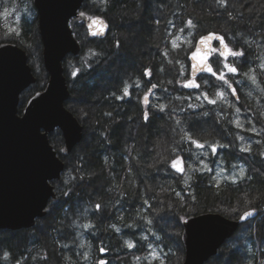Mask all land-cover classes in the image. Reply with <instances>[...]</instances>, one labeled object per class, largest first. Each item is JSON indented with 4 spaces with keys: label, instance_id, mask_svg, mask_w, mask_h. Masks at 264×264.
Segmentation results:
<instances>
[{
    "label": "trees",
    "instance_id": "obj_1",
    "mask_svg": "<svg viewBox=\"0 0 264 264\" xmlns=\"http://www.w3.org/2000/svg\"><path fill=\"white\" fill-rule=\"evenodd\" d=\"M85 1L88 2V0ZM106 1H110L111 4L107 6L112 12L120 8L122 4L120 0ZM126 1L133 3L132 0ZM28 2L31 5V11L24 10L20 19L16 21L15 14L24 8L25 3L22 4L19 0H0V10L5 4L6 7L14 8L11 16L0 17V27L7 32L6 36L1 38L2 41L15 42L24 47L31 55V45L36 42L40 45L41 42L35 23L36 12L31 0L26 3ZM180 3V0H177V5H175L179 11L182 8L184 10L190 8L188 5L180 6ZM225 5V3L221 4L217 1L215 11L199 10L198 16H192L191 21L195 22V26L201 24L200 35L207 31H218L215 25L222 31L221 26L227 24L228 29L219 32L224 35L227 44L233 51L244 53L243 56L231 55L240 75L238 81L232 85L236 91L237 99L230 93L232 97L229 101L225 98L222 101V106L216 100L217 103L211 106L203 105L201 109L194 110V107H188L190 104L196 105L197 100L194 98V94L181 89L178 75L171 77V74L167 73L161 78L159 77L160 79L156 80L158 82H152V85H156L155 88L150 85L152 92L154 89V94H156L154 97L152 96L147 105H143L141 99V94L147 90L141 89L142 77H138L135 73L116 87L102 85L103 89L94 98L96 122L93 128L94 136L86 145L84 152L86 161L85 158H82L84 164H89V168L83 165L84 171L81 172L77 165L72 168L73 172L65 164L60 178L53 181L56 199L51 200L47 205V215L51 216L47 225L51 237L47 243L50 242L51 246L54 245L55 256L62 264H99L100 260H106L109 264H161V261L164 264V260H166V264H172L171 257L176 255L172 250L175 249V246L172 249L165 247L167 255L153 260L151 249L147 243L148 241L157 243L156 239L146 238L143 241L144 245H138V249L134 247L132 250L127 249L125 243L126 233L124 234V232L127 231L126 229L130 231L129 225L133 220L134 227L139 229L138 231L142 234L143 228L146 226L148 210L154 205L155 196L158 193H164L175 205L178 209L179 221H183L191 214L212 210L220 211L223 207H229L227 213L232 217H235L234 210L238 207L242 210L256 208L258 215L250 221V228L246 229L245 235L239 241L228 240L214 256V260H216L215 264H264V169L255 164L250 153L239 150L237 147L238 133L248 136L252 129L258 127L257 125L264 129V67H262L264 66V4H259L256 7L253 21H249L248 16L241 12H227ZM83 9L86 10V6H83ZM90 10L91 12L87 11L92 15H102L100 0H95ZM175 17H180V14H176ZM184 20L187 21V16L185 19L183 18V22ZM73 30L81 49L77 56L72 57L80 55L86 58V62L76 64L79 70L76 75L78 81L76 84L92 90L96 88L93 74L98 68L99 58H102L98 52L102 40L89 37L83 24L75 25ZM109 50L111 53L117 49L112 45ZM167 57L159 58L161 61L166 60L171 65L169 63L171 59ZM156 59L152 52L150 60ZM211 61L217 72L219 65L216 57L213 56ZM186 63H188L187 60ZM92 65L93 68H91ZM68 70L66 69L67 72ZM143 78L147 79L148 76L143 73ZM253 78H255V82H253ZM41 80L38 79L29 87L32 93L43 88ZM137 80L140 81L139 87L135 86ZM199 81L203 91L210 98H216V93L221 88L219 83L222 80L212 75H202L199 77ZM125 83L130 87V95L116 99V96L122 95ZM223 85L225 86V83ZM149 89L150 87H148ZM161 104L165 105L163 111L155 107V105ZM145 110L148 111L150 118L143 121L141 115ZM203 112L215 114L217 117V123L224 129L223 138L227 141H225L227 145H223L226 150L229 149L230 155H227L224 148L220 147L214 154L210 149H206L208 150L206 156L200 151L201 153H197L201 157L199 159L194 157L193 144L189 141L188 147L185 144L187 140L185 132L182 134L177 126L179 120L190 122L197 119ZM106 113L112 115L108 116ZM256 118L258 120H253ZM235 119L239 120L242 127L236 126ZM125 125L129 126V135L125 145L120 148L114 136L116 130L125 127ZM172 133L173 136H169ZM167 135L170 138L167 145L168 153L164 157V163L167 162V165H161L160 168L153 167L149 162H154L155 148L154 146L148 148L147 144L153 145V141ZM257 137V134L254 137L250 134L247 138L254 142L253 146L258 151L256 145H259V142L257 143L255 139ZM216 140L220 141L218 139L214 141ZM181 148L187 149L185 153L186 155L189 153V155L185 157L187 167L185 166L184 174L178 176L171 168V161L176 158L175 153ZM255 153L256 157L262 155V153ZM88 156L89 162H87ZM233 159H237L245 165V178L238 177L233 183L224 177L220 178V183L217 184L212 170L215 163L226 166L230 165ZM131 160L137 164L134 172L131 169ZM79 161L81 160L79 159ZM201 161L209 166L205 172L197 170L203 168ZM91 171L98 172L99 175L102 174L105 182L99 188L100 191H97L98 197L89 199L87 195L89 190L86 189L94 186V180L90 176ZM185 174L191 178L187 184L184 183ZM136 176L149 183L150 198L145 194L144 187L136 181ZM136 183L139 184L137 192H140L142 198H138L137 203L129 209L136 213L129 218L131 212L127 211L128 208L124 201L132 200V190L136 187ZM66 193L67 195H65ZM177 193L180 195L177 196ZM60 201H63L62 204L53 211V205ZM97 204H103L101 208L106 206L105 208L108 209L102 220L100 219L101 208L97 210ZM110 211H115L113 217L110 216ZM236 213L238 214V211ZM40 219H37L36 223ZM84 224H91L92 227L84 228L82 227ZM113 225L115 228L112 227ZM33 227L0 231V264H48L43 259L46 251L41 242L35 240ZM101 248L106 251L101 252ZM5 253H7L6 257ZM175 262L181 264V261L179 262L176 258Z\"/></svg>",
    "mask_w": 264,
    "mask_h": 264
},
{
    "label": "rangeland",
    "instance_id": "obj_2",
    "mask_svg": "<svg viewBox=\"0 0 264 264\" xmlns=\"http://www.w3.org/2000/svg\"><path fill=\"white\" fill-rule=\"evenodd\" d=\"M19 1L22 4L25 3V6L21 11H19V13L15 14L14 18L16 21L20 19L21 13L24 10L31 11V5L29 4V2L26 3L29 0H19ZM94 1L95 0H88L87 2L84 0L83 6H86V10L84 9L86 13H88V11L91 12L90 9H92ZM120 1H122L120 8H118L115 12H112L111 10H109L107 6L111 4L109 3L110 1L107 2L106 0H100V3L102 4V15L100 16H102L109 22L110 32L104 39H102V42L100 44L101 46L98 48L99 56L100 57L102 56V58H99L100 59L98 60L99 65L97 64L98 68L93 74L94 81L96 82L95 84L96 88L89 90L86 89L84 86H79L76 84V82H78L76 75L78 74L79 71L76 64L86 62V58L80 55L78 57H72V55H67L63 60L64 75L66 77L69 91H71L70 96L65 101V106L77 117L79 122L82 124L84 134L82 141L78 145H76L73 148L72 152L68 155H63L62 153V148L64 143H63L62 134L60 133L59 130L55 129L53 132H51L49 134V139L51 137L52 139V141H50L51 144L53 145L57 154L65 162L66 166L70 167L71 171H73L72 168L77 165L79 166L78 170L81 172L84 171L83 165L89 168V164L87 163L89 162V156L87 158V162H86L87 164H84L85 162L83 161L82 158H85L84 152L86 150L87 143H89L94 136L93 128L96 123L94 116V103H95L94 98L96 97L98 92L103 89L102 85L105 86L111 85V87L112 86L116 87V85L120 84L124 80H127L130 75L135 73L138 75V77H142L141 89L147 90V92H143L141 94V99L143 100L145 93H148V87H150V85L153 84L152 82L154 83L158 82L156 80L166 75L165 73L171 74V77L178 75L179 81L181 82L192 79L189 74L188 54L194 48L195 42L198 36H200V33L202 31V27L201 24L195 26L194 25L195 22L192 23L194 27L189 26L187 24V21L192 20V16L195 15L198 16L197 12L199 10H208L210 12L215 11L214 8L216 7V3L219 0H180L181 2L180 6L181 5L190 6L189 9L187 8L184 10L182 8V10L180 11L175 6L177 5L176 4L177 0H132L133 3H129L126 0H120ZM225 4H226L225 7L227 12H234V13L241 12L243 14H246V16H248L249 21L251 20L253 21L255 18L254 12L256 7L259 4L263 5L264 0H225ZM13 9L14 8L6 7L5 4V6L1 7L0 17L3 16V18H7L11 16V14H13ZM176 14H180V17L176 18L175 17ZM88 15L93 16L90 13H88ZM185 16H187V21L184 20L183 22V18L185 19ZM215 21L217 22L216 19ZM35 23L37 28V14H36ZM75 25H77L76 22H71L72 29ZM221 27H222V31L224 29L226 30L228 29L227 24L222 25ZM215 28L218 29V31H221V28L217 27L216 25ZM37 32H38V28H37ZM6 34L7 32L3 31L0 27V42L2 41L1 38L5 37ZM177 37H179V39L176 40L177 44H179V47L173 48L172 41ZM112 45L115 46L117 50H113L110 53L111 50H109V47H111ZM19 46L22 47L21 45ZM22 48L25 49L24 47ZM25 51L28 55V60H27L28 64L31 66L32 71L37 77V80L42 79L41 81L43 82V87H44L47 81V77H46L47 72L42 62V44L40 43L39 45L36 42L34 43V45H31V55L30 53L27 52L26 49ZM152 52H154L155 59L157 58L154 61L150 60V54ZM165 52H167V56H168L167 58H170L172 61V63H170L171 65H169L166 60L161 61L159 58V57H164ZM185 56L188 63H186ZM213 56L216 57V60L219 65V69L217 70V73L218 74L222 73L225 77V79L222 80L221 83H219L221 88L220 90H218L224 93L223 99H217V97L214 98L218 100V103L222 106V101L225 98H227V100L229 101L230 98L232 97L230 93H232L234 97V94L230 89V86H232L234 82L238 81L240 75L238 71L236 73H231L225 68V63H227L228 65H234L236 67L234 63V59L232 57L225 58L221 56L217 45H216V51H214L212 54V57ZM177 60L180 61V64H177L175 62ZM181 65H183V72H181ZM65 68L69 69L68 72L66 71ZM91 68H93V65L91 66ZM145 68H150L152 71V74L148 76L149 79L143 78V73ZM176 71H178V73H176ZM74 72L76 73V75H73ZM199 77L195 78L197 84H199V87H191V86L186 87L183 85V83L180 82L181 89L185 90L188 93L194 94V98L197 100L196 105L194 106V110L201 109L203 105L205 106L212 105L211 103H208L206 100L203 99L202 94L206 92L203 91L204 89L201 85V82L199 81ZM225 80L227 81V83H225ZM224 83L225 86L223 85ZM30 91L31 89L28 87L20 94L18 113L21 112V109L26 103L27 99L33 94L32 91L31 92ZM150 94L151 95L149 101H151L152 96L154 97L156 94V93L154 94V89L153 92ZM197 97L200 98L197 99ZM234 98L237 99V97ZM143 105L145 104L143 103ZM221 115L225 116L224 114ZM143 117L144 114L142 113L141 118L144 121L145 119ZM251 117L253 118L254 116L252 115ZM236 120L237 119H235V121ZM253 120H258V119L256 118ZM217 122L218 120L215 114L203 112L200 114V116L197 117V119H193V121L188 122L185 120L182 122L179 120L177 126H179L180 132L182 134L184 132L186 133L187 131V133L190 134L193 139L199 140L201 143L207 141L209 144L218 142L220 145L223 144L227 145L225 143L226 139L223 138L224 129L220 127V125ZM257 126L259 127L260 125ZM258 127H256L254 131L252 129L250 133L252 137H254L256 134L258 135V137L255 138L257 140V143L259 142V145H256L258 151L253 146L254 142H251L250 139L247 138L250 134L247 136L238 133L237 147L239 148V150H242L243 148H249L250 151H246V152L252 155L254 162L257 166L264 169V155H261L260 157H256V153H255V152L264 153V146H263L264 129H261L262 128L261 126L260 129ZM128 135H129L128 125H125V127L123 126L122 128L116 130L114 139L115 141L117 140L118 145H120V148L125 145ZM170 135L173 136V133L169 134V136ZM169 136L168 135L165 137L162 136V138L153 141L152 142L153 145H151V143L147 144L148 148L154 146L156 150V151L154 150V152H156V154L154 155V162L153 163L149 162L151 166L160 168L161 165L164 164L167 165V162L164 163V157H166L168 153L167 145L170 140ZM238 137H242L243 139H239ZM215 139H218L220 141L217 140L214 141ZM185 144L187 145V147L190 145L188 143V140H186ZM193 147L195 148V150L193 151L195 153L194 157L201 159L200 155H197V153H201L200 151H202L203 154L208 153V150H206L209 149L208 147H204L203 149L197 148L195 145H193ZM219 148L217 150H219ZM222 148H224L225 150L224 152L227 155L231 154L229 149L226 150L225 147H221V149ZM185 150L187 149H183V148L178 149L175 153V156L177 157L181 155V157L184 160V163H186L185 166L187 167V161L185 157H188L189 153L186 155ZM206 155L207 154H205V156ZM79 159L81 161H79ZM84 160L86 161V158ZM130 165L133 172L136 171L135 165L137 164L135 163V161L133 163L131 160ZM241 168L245 170V165L242 164V162H240L237 159L231 160L230 165H226V166L225 165L221 166L215 163L214 169L212 168L213 177L216 178V181L217 179L224 177L227 178L229 176H235L236 178H238L239 171ZM207 169H209V166ZM101 175H99L98 172L91 171L90 176L94 180L93 182L94 186L92 187L90 186L86 189L89 190L87 194L89 196V199L98 197L97 191H100L99 188L105 182ZM177 175L181 176L179 174ZM136 181L139 182L144 187L145 194L148 196V198H150L151 192L148 187L149 183L147 181H144L143 178L141 177L139 178V176H136ZM135 186L136 187H134V190H132V196H131L132 200L127 199L126 201H124L125 206L128 208L127 211L131 212L129 218H131L134 214H136L134 211H131L129 209L132 206H134L140 198H142L140 192H137L139 190V184L136 183ZM62 202L63 201L56 202L53 205L52 210L54 209L53 211H55L57 208H59ZM101 206L103 207V204H101ZM105 207L101 208V218H100L101 220L108 212V209H106ZM223 208L220 211L219 210H212V211L220 212L230 218H238L240 214L244 210H246V209L242 210V208L238 207L237 208L238 210L237 209L234 210L235 217H232V216H228L229 213H227L229 207H225L224 209ZM148 211L149 213L147 212L148 215L145 222L146 226L143 228L142 234L140 233V231H138L139 229L134 227L135 226L134 220L129 225V229L131 228L130 231L126 229L127 231L124 232V234L126 233L125 240L127 242H131L134 245L132 248H129L126 244V248L132 250L134 247H136V249H138L137 246L144 245L143 241L146 238H154L156 239L157 243H151L150 241H148L147 243L148 244L147 246L150 247L151 249L153 260L163 257V255H167L165 247L167 249L168 248L172 249V247L175 246V249L172 250L173 252L176 253V255L174 256L171 255L172 256L171 260L173 263L176 264L175 262V258H176V260H179V262L181 261L182 263L183 255H184L183 246L181 243L182 221H179L178 219V209L170 201V199L164 195V193H158L155 196L154 205ZM236 211H238L239 215L236 213ZM114 212L115 211L113 212L110 211L111 217L114 216ZM256 212H257L256 214L257 216L258 211ZM256 216L252 219H248L247 221L241 223L237 231L228 240H231L232 242L239 241L241 237L245 235L246 229L250 228V221L254 220ZM50 218H51L50 214L48 215L46 214V216H44L41 219L39 218L40 220L33 227V234L36 236L35 240L37 242H41L44 250L46 251V255L43 256V259L46 262H48V264H62L59 261V259L55 256L54 245L51 246L50 242L47 243V241H49V238L51 237L47 230V225L48 222L50 221ZM226 242L223 245H225ZM0 252H1V242H0ZM153 253L155 255H153ZM214 258H215L214 256L211 257L208 260V262H206L205 264H215L216 260H214ZM164 261H165L164 264H166V260Z\"/></svg>",
    "mask_w": 264,
    "mask_h": 264
},
{
    "label": "water",
    "instance_id": "obj_3",
    "mask_svg": "<svg viewBox=\"0 0 264 264\" xmlns=\"http://www.w3.org/2000/svg\"><path fill=\"white\" fill-rule=\"evenodd\" d=\"M83 1L32 0L47 81L41 90L27 99L20 113V94L36 83L37 77L27 62L25 49L15 42H0V231L33 227L37 219L46 216L48 203L56 199L53 181L60 178L65 162L51 144L49 134L55 129L60 130L63 155L70 154L83 139L82 124L65 106L70 91L63 60L67 55L77 56L81 49L70 21L74 18L77 23L83 22L91 38H104L109 30L105 18L89 16L81 10ZM94 17L100 18L106 25L102 35L94 34L98 31L97 24L93 23ZM209 33H218L225 40L219 31H207L198 36L188 54L192 79L212 75L205 70V66L210 65L214 69L211 58L216 45L219 53L225 51L214 37L210 41H202L201 38ZM231 90L233 92L234 87ZM234 97H237L236 91ZM181 159L183 172L171 168L182 176L185 164ZM246 211H253V215L241 220ZM256 214V209L249 208L238 218L213 211L189 215L182 221L184 255L181 264H205L218 253L241 223Z\"/></svg>",
    "mask_w": 264,
    "mask_h": 264
},
{
    "label": "snow or ice",
    "instance_id": "obj_4",
    "mask_svg": "<svg viewBox=\"0 0 264 264\" xmlns=\"http://www.w3.org/2000/svg\"><path fill=\"white\" fill-rule=\"evenodd\" d=\"M219 2L221 4H224L225 3V0H219ZM81 15H83V13ZM92 19H93V23L97 24V26H98V31L96 33H94V34H101L102 35L103 32H104V29H105L106 25H104V22L100 18H95L94 17ZM187 24L189 26H193L194 27V25L192 24V21L191 20L187 21ZM181 31H183V30H181ZM213 37L216 38V39H218L219 42H220V44H221V46L225 49L224 52H220V55L221 56H226V55L243 56L244 55V53L242 51H233L231 48H229V46L225 42L223 36H221L218 33H209V35L207 37H202L201 39H202V41L203 40H209L210 41ZM177 39H179V37H177L176 39H174L172 41L173 48H178L179 47V44H177V42H176ZM212 51H216V49H212ZM164 55L167 56V52H165ZM195 55L196 54L193 53V56L194 57H195ZM175 62L177 64H180V61L179 60H177ZM169 63H172V61L169 60ZM193 67L195 68V65ZM262 67H264V66H262ZM225 68L229 72H231V73H236L238 71L237 67H235L234 65H228L227 63H225ZM205 70L207 72H209L210 74H212L213 76H217L221 80H224L225 79V77H224V75L222 73H220V74L216 73L215 70L210 65H206L205 66ZM181 72H183V65H181ZM151 74H152L151 69L150 68H145L144 75L145 76H150ZM73 75H76V73L74 72ZM178 82H181V81H178ZM253 82H255V78H253ZM169 83H171V81H169ZM181 83H183V85L186 86V87H189V86H191V87H199V84H197V82H196L195 79H189V80H186V81H182ZM225 83H227L226 80H225ZM135 86L136 87H139L140 86V81L139 80L136 81ZM155 87H156V85H152V88H155ZM151 91H152V89L150 88L148 90V93H145V96H144V98L142 100V103H144L146 105L148 104V95H149V93ZM233 94H235V90H233ZM113 95L115 96V94H113ZM128 95H130V87H129V85L127 83H125V85H124V87L122 89V95L121 96H116L115 98L116 99H122L123 97L128 96ZM202 96H203V99L206 100L208 103L215 104L217 102L216 99L210 98L207 95V93H203ZM216 97H217V99H223L224 93L218 91L216 93ZM199 98L200 97H197V99H199ZM155 107H158L161 111H163L164 108H165V105H162V104L161 105H155ZM188 107L191 108V107H194V105H191L190 104V105H188ZM237 111H238V109H237ZM106 115L111 116L112 114L111 113H106ZM143 118L145 120H148L150 118L149 117V113H148L147 110H145L144 117ZM234 123L236 124L237 127H242V124L239 122L238 119L236 121H234ZM253 131H254V129H253ZM185 138L190 143H192L193 145H195L197 148L203 149L204 147H208L213 154L216 153V151H217V149L219 147H224V145H220L218 142L217 143H213V144H209L207 141H204L203 143H201L199 140L193 139L192 136L190 134H188L187 132L185 133ZM238 138L239 139H243L242 137H238ZM242 150L243 151H250L249 148H243ZM173 151H175V149H173ZM205 154H207V153H205ZM262 155H264V153H262ZM201 163L203 165V168L202 169H197L198 171L205 170V169L208 168L207 164H205L203 161H201ZM171 167L175 168L179 172H183L184 171V167H183V161H182L181 157L177 156L174 160H172L171 161ZM221 171H223V170H221ZM239 177L240 178H245V170L243 168H241L240 171H239ZM188 179H190V177L187 176V174H185V180H184V183L185 184H187ZM227 179H229L233 183H235L237 178L235 176H229V177H227ZM219 183H220V181H219V179H217V184H219ZM65 195H67V193ZM176 195L179 196L180 194L177 193ZM100 208H101V205L97 204L96 205V209L99 210ZM251 215H253V211H246L240 217V219L241 220L247 219V217H249ZM82 227H84V228H91L92 225L91 224H84V225H82ZM112 227L115 228V225H113ZM116 230L119 231V229H116ZM126 244H127V246L129 248H132L134 246L131 242H127V241H126ZM100 251L101 252H104V251H106V249L101 248ZM153 255H155V254L153 253ZM6 256H7V253H5V257ZM99 264H109V262L106 261V260H100L99 261ZM161 264H163V261H161Z\"/></svg>",
    "mask_w": 264,
    "mask_h": 264
},
{
    "label": "flooded vegetation",
    "instance_id": "obj_5",
    "mask_svg": "<svg viewBox=\"0 0 264 264\" xmlns=\"http://www.w3.org/2000/svg\"><path fill=\"white\" fill-rule=\"evenodd\" d=\"M83 2H84V1H83ZM81 10L84 11V9H83V4H82V7H81ZM84 12H85V11H84ZM85 13H86V12H85ZM87 14H88V13H87ZM93 16H95V15H93ZM71 22H76V21H75V19L73 18V19H71V21H70V25H71ZM108 23H109V22H108ZM76 24H77V25L83 24V25L85 26V24H84L83 22H82V23H77V22H76ZM85 28H86V27H85ZM86 31H87V29H86ZM109 32H110V24H109V30H108L107 35L109 34ZM107 35H106V36H107ZM106 36H105V37H106ZM105 37H104V38H105ZM104 38H101V40L104 39ZM150 88H151V86H150ZM151 89H152V88H151ZM230 89H232V86L230 87ZM150 93H152V91H151ZM150 93H149V96L151 95ZM149 100H150V97H149ZM149 100H148V102H149ZM144 121H146V120H144Z\"/></svg>",
    "mask_w": 264,
    "mask_h": 264
},
{
    "label": "bare ground",
    "instance_id": "obj_6",
    "mask_svg": "<svg viewBox=\"0 0 264 264\" xmlns=\"http://www.w3.org/2000/svg\"><path fill=\"white\" fill-rule=\"evenodd\" d=\"M257 211V210H256Z\"/></svg>",
    "mask_w": 264,
    "mask_h": 264
}]
</instances>
